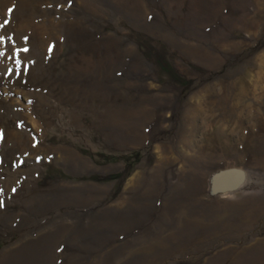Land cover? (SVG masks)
Instances as JSON below:
<instances>
[{
  "label": "rangeland",
  "instance_id": "obj_1",
  "mask_svg": "<svg viewBox=\"0 0 264 264\" xmlns=\"http://www.w3.org/2000/svg\"><path fill=\"white\" fill-rule=\"evenodd\" d=\"M0 38V264H264V0H0Z\"/></svg>",
  "mask_w": 264,
  "mask_h": 264
},
{
  "label": "snow or ice",
  "instance_id": "obj_2",
  "mask_svg": "<svg viewBox=\"0 0 264 264\" xmlns=\"http://www.w3.org/2000/svg\"><path fill=\"white\" fill-rule=\"evenodd\" d=\"M10 12H11V9L9 10ZM3 42V39L2 38H0V43H2ZM51 50V49H50ZM25 51H27V49H25ZM0 207H3V203L2 202H0Z\"/></svg>",
  "mask_w": 264,
  "mask_h": 264
}]
</instances>
